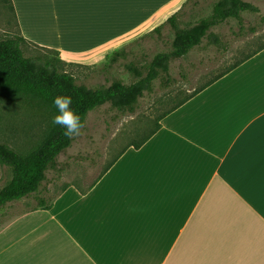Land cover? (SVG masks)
<instances>
[{"label":"crops","instance_id":"crops-1","mask_svg":"<svg viewBox=\"0 0 264 264\" xmlns=\"http://www.w3.org/2000/svg\"><path fill=\"white\" fill-rule=\"evenodd\" d=\"M187 1L12 4L27 41L59 50L68 64L98 66ZM81 191L70 186L51 209L21 216L14 238L2 226L0 262L264 264V49L167 116L147 143ZM35 233L43 240L37 247Z\"/></svg>","mask_w":264,"mask_h":264},{"label":"rangeland","instance_id":"rangeland-1","mask_svg":"<svg viewBox=\"0 0 264 264\" xmlns=\"http://www.w3.org/2000/svg\"><path fill=\"white\" fill-rule=\"evenodd\" d=\"M245 1L253 4L259 11L244 12L241 25L231 19L214 28L213 32L220 36L224 46L209 45L205 40L186 57L172 62V83L163 87L159 81H155L154 91L145 94L135 113H122L108 104L91 111L86 118L83 135L76 137L72 146L59 156L58 170L47 172V180L40 191L0 208V228L5 225L3 231L6 238H14L18 233L11 231V227L16 225L21 216L38 209V198L50 204L70 186L86 190L123 147L140 138L151 127L158 115L263 45L264 0ZM215 2L216 0L191 1L181 12V23L194 24L200 18L209 16ZM15 23V15L0 5V40L18 34ZM161 33V37L153 33L112 51L108 56L127 49L129 57L119 61L108 72L103 71L108 56L103 59L105 63L98 66L69 64L64 69L74 75L79 83L89 87L108 86L113 78L130 85L137 80L124 69V63L134 59L138 64L144 65L156 54L168 51L173 40L172 29L169 25H164ZM23 49L26 57L43 53L33 46H24ZM46 118L44 112L0 93V142L8 144L14 150L26 152L39 143L47 129ZM11 177L10 169L0 165V189ZM34 235L33 244L37 247L43 241L42 235ZM17 248H20V244H17ZM17 254L20 256V251ZM0 263L10 264V260L8 258L6 262L4 258L3 263Z\"/></svg>","mask_w":264,"mask_h":264},{"label":"trees","instance_id":"trees-1","mask_svg":"<svg viewBox=\"0 0 264 264\" xmlns=\"http://www.w3.org/2000/svg\"><path fill=\"white\" fill-rule=\"evenodd\" d=\"M191 1L194 0H188L164 24L145 35L154 33L161 37L164 25H169L173 32V40L168 51L156 54L144 65L138 64L134 59L124 63V69L137 80L130 85H126L122 80L115 78L110 81L108 86L89 87L84 83H79L74 75L64 69L69 64L61 59L59 50L41 47L27 41L21 35L17 25L18 34L0 40V93L23 101L24 104L44 112L47 116V129L44 136L39 143L26 152L16 151L8 144L0 142V165L10 169L12 174L11 180L0 189V208L8 203L37 194L42 184L47 180V172L58 170L59 156L68 150L75 140V138L71 140L66 138L62 134L63 129L59 126H53L51 123L52 116L56 114V109L52 104L55 96H71L72 107L84 121L91 111L107 104L119 112L133 114L145 94H151L154 91L155 81H159L163 87H168L172 83L170 74L172 62L186 57L190 51L200 47L205 40L209 45L224 46L220 36L214 33L213 29L231 19L236 20L241 25L244 12L259 11L257 7L245 0H216L209 16L200 18L194 24H182L181 12ZM0 5L15 15L12 0H0ZM24 46H33L43 53L26 57ZM263 49L264 44L158 115L151 127L140 138L123 147L101 175L86 190L81 192L86 193L91 189L95 182L128 149L137 150L147 143L161 129L162 121L167 116ZM128 57L127 49L115 52L107 57L103 71L108 72L119 61L126 60ZM38 202V209L49 210L52 207V203L46 204L42 198H38Z\"/></svg>","mask_w":264,"mask_h":264},{"label":"clouds","instance_id":"clouds-1","mask_svg":"<svg viewBox=\"0 0 264 264\" xmlns=\"http://www.w3.org/2000/svg\"><path fill=\"white\" fill-rule=\"evenodd\" d=\"M72 103V98L68 95H57L52 100L56 114L52 116L51 123L63 129L62 134L69 140L83 135L86 126Z\"/></svg>","mask_w":264,"mask_h":264}]
</instances>
